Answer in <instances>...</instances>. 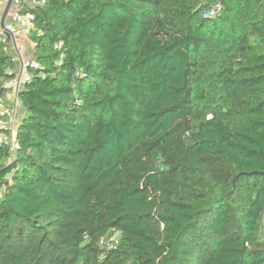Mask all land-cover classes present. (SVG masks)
<instances>
[{"label": "trees", "instance_id": "obj_1", "mask_svg": "<svg viewBox=\"0 0 264 264\" xmlns=\"http://www.w3.org/2000/svg\"><path fill=\"white\" fill-rule=\"evenodd\" d=\"M30 8L0 264H264V0Z\"/></svg>", "mask_w": 264, "mask_h": 264}, {"label": "built area", "instance_id": "obj_2", "mask_svg": "<svg viewBox=\"0 0 264 264\" xmlns=\"http://www.w3.org/2000/svg\"><path fill=\"white\" fill-rule=\"evenodd\" d=\"M47 0H13L12 6L2 25V14L8 0H0V42L4 49L14 56L17 61L15 76L5 81L6 93L0 98V145L9 147L11 162L14 154L19 149L15 135L22 116V105L19 94L25 84L32 79V71L40 68V63L33 56H24L21 48L20 38L28 37L34 26L35 15L30 7L44 5ZM223 9L221 1L212 2L205 9V18L217 17ZM59 47V44L57 45ZM264 236V227L262 230ZM118 239L115 236L103 238L101 244L113 248L116 247Z\"/></svg>", "mask_w": 264, "mask_h": 264}, {"label": "rangeland", "instance_id": "obj_3", "mask_svg": "<svg viewBox=\"0 0 264 264\" xmlns=\"http://www.w3.org/2000/svg\"><path fill=\"white\" fill-rule=\"evenodd\" d=\"M20 43H22L21 48L23 49L24 56H32L33 55V42L29 39V37H22L20 38ZM17 64V61H16ZM18 67V65H17Z\"/></svg>", "mask_w": 264, "mask_h": 264}, {"label": "water", "instance_id": "obj_4", "mask_svg": "<svg viewBox=\"0 0 264 264\" xmlns=\"http://www.w3.org/2000/svg\"><path fill=\"white\" fill-rule=\"evenodd\" d=\"M12 3H13V0H8L6 6L4 8V11H3V14H2V25H4V23L6 21V18L8 16L9 11H10Z\"/></svg>", "mask_w": 264, "mask_h": 264}, {"label": "crops", "instance_id": "obj_5", "mask_svg": "<svg viewBox=\"0 0 264 264\" xmlns=\"http://www.w3.org/2000/svg\"><path fill=\"white\" fill-rule=\"evenodd\" d=\"M22 45V43H20Z\"/></svg>", "mask_w": 264, "mask_h": 264}]
</instances>
